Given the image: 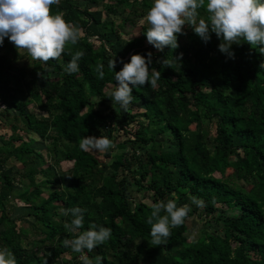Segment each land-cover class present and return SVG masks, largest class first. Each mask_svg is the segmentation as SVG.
I'll use <instances>...</instances> for the list:
<instances>
[{"label":"trees","instance_id":"1","mask_svg":"<svg viewBox=\"0 0 264 264\" xmlns=\"http://www.w3.org/2000/svg\"><path fill=\"white\" fill-rule=\"evenodd\" d=\"M99 1L60 0L51 6V14L82 29L80 41L68 45L59 60L19 65L25 53L11 42L0 46L6 49L0 53L4 112L15 108L25 131L41 137L53 160L20 134L24 129L17 123L9 124L11 134L1 135L0 248L10 249L17 264H55L67 257V264H82L79 253L63 246L74 235L64 228L71 217L61 209L78 206L87 209L81 231L93 223L112 230L106 244L86 253L93 260L102 256L103 264H264V54L241 41L232 45L235 58H229L215 33L205 43L191 28L178 36L179 48L160 52L147 42V23L137 36H124L125 23L145 17L152 0L90 5ZM199 11L207 20L205 10ZM79 50L85 52L80 71L69 75L64 66ZM148 52L150 68L161 72L158 86L130 85L129 111L116 112L108 98L117 83L114 71L123 67L121 59L129 62L132 54ZM112 59L114 71L108 67ZM101 64L102 80L96 72ZM27 100L46 114L30 112ZM100 135L122 152L110 149L101 160L80 149L82 137ZM12 156L22 171L7 165ZM63 160L73 161L72 167L58 169ZM37 174L46 177L38 180ZM144 189L151 203L134 197ZM193 196L206 206L193 204ZM169 199L192 211L172 229L167 244L153 246L146 223L151 204ZM13 200L22 201L33 217L23 220L28 227L12 216ZM193 216L204 220L196 238L187 224ZM211 223L216 226L208 228Z\"/></svg>","mask_w":264,"mask_h":264},{"label":"clouds","instance_id":"2","mask_svg":"<svg viewBox=\"0 0 264 264\" xmlns=\"http://www.w3.org/2000/svg\"><path fill=\"white\" fill-rule=\"evenodd\" d=\"M59 4L60 0H0V45L7 38L19 53L26 52L33 61L47 64L50 60H59L68 45H76L82 37L81 28L66 21L62 14H51V6ZM200 9L207 13V20L201 18ZM145 21L149 25L144 33L147 42L160 52L165 48H179L178 36L186 35L185 28H191L205 43L210 41L211 33H215L221 40L219 50L229 58H235L232 45H240L241 41L264 54V0H153ZM84 55L83 50L71 54L64 71L69 75L79 72V61ZM182 55L175 59L180 61ZM152 56L151 52L147 56L137 53L131 55L129 62L121 59L123 67L118 72L114 71L116 60L109 61L108 67L114 71L117 83L108 98L116 112L129 111L134 100L130 85L147 84L152 89L158 86L161 72L150 68ZM159 62L171 63L169 60ZM103 67L101 64L96 69L97 78L101 80L105 76ZM261 67L264 68V64ZM38 75L43 77L42 73ZM79 147L85 152L107 153L115 148V144L107 136H84ZM176 199L151 204L146 223L151 226L150 243L153 246L167 244L172 229L182 226L192 211L188 204L177 206ZM191 201L197 207L206 206L198 197H191ZM86 211L78 206L61 209L64 216L71 217L64 228L74 235L73 239H65L63 246L79 253L82 264H103L102 256L97 255L93 260L86 253L106 244L112 230L93 223L81 231ZM0 264H17V258L10 249L0 248ZM44 264H47L46 260Z\"/></svg>","mask_w":264,"mask_h":264},{"label":"rangeland","instance_id":"3","mask_svg":"<svg viewBox=\"0 0 264 264\" xmlns=\"http://www.w3.org/2000/svg\"><path fill=\"white\" fill-rule=\"evenodd\" d=\"M78 1L81 4L88 3V0H78ZM90 5L93 8H102L104 4H103V1L100 0L99 2H96V3H90ZM108 18H110V19L114 18V15L113 14H108ZM116 22L120 23V18H116ZM144 23H146L145 17L139 18L137 20V23H134V22H132L130 20L127 21L125 23V26H124V32H125L124 36L126 38H132L134 36H137L139 34L141 26ZM4 41L6 42V44L9 43V40L7 38H5ZM5 50L6 49H4V47H0V53L4 52ZM20 54L21 55L24 54V57L22 59L20 58L19 60H17V63L19 65H29V66L32 65L33 60H31V58L28 56V54L26 52H20ZM10 55L13 56L11 53H10ZM19 99H20V97H19ZM25 99H26V97H25ZM28 103H29L28 104L29 111L33 112L38 117H41L42 115L46 114V112L41 111L37 107V105L35 103L29 102V101H28ZM4 110H5V105L0 103V144H1V137L2 136L6 137L7 135L11 134V132H12L10 127H9V124L10 123H17L22 129H24V131H21L20 134H22L23 137L26 140H31L32 141V145L37 150H39L44 155L45 158H47L49 161L53 162V160L48 156L47 148H46V146L44 144V141L41 139V137L37 133L29 132L27 130L25 131L26 127H25L24 123L22 122L21 118L18 117V111L15 108H10L7 111V113H5ZM214 133H215L214 126H211V134L213 135ZM122 138H124V137L122 136ZM164 139L165 140H169L167 135L164 136ZM169 145H171V144H169ZM129 149L130 148H127L126 150H129ZM115 152L121 153L122 149H119V150L112 149L111 153L113 154ZM92 153L95 154L101 160H105L106 159V157H105L106 154L105 153H98V152H95V151H92ZM7 165L13 167L14 173H16L18 170L22 169V164L13 156L9 158V160L7 161ZM36 165H39V163H37ZM72 165H73V161L63 160L61 162L60 166L58 167V169L67 170L70 167H72ZM45 177L46 176L43 175V174H37L36 175V178L38 180L45 179ZM24 184H27V181H24V183L21 184V186L23 187ZM147 192L148 191L145 190V189L142 190V191H136V192H134V197L137 200L151 203L152 200L150 199L149 196H147ZM44 195L47 196L48 193L45 192ZM10 206H11V209H12V216L13 217H17L19 219L18 220L19 224H22L25 227H28V224L23 222V220H25V219H29L30 221L34 220L33 217L28 214V209L24 206V203L22 201L13 200L11 202ZM203 223H204V220L201 219L198 216H193V217L188 219L187 224H188V228H189L188 229L189 230V234L193 238H196V237H198L201 234V231H202V229L204 227ZM211 226H216V224L215 223H213V224L211 223L207 227L209 228ZM3 229H4V226L1 225L0 226V231L3 230ZM69 261H71V258L67 257V258H64V259L57 260L55 262V264H67Z\"/></svg>","mask_w":264,"mask_h":264}]
</instances>
